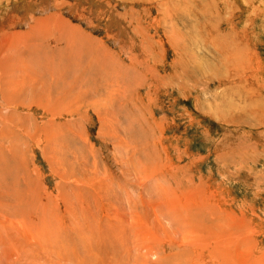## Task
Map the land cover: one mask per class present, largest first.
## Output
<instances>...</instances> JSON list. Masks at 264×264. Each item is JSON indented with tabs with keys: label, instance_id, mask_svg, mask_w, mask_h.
I'll return each instance as SVG.
<instances>
[{
	"label": "rangeland",
	"instance_id": "374dc122",
	"mask_svg": "<svg viewBox=\"0 0 264 264\" xmlns=\"http://www.w3.org/2000/svg\"><path fill=\"white\" fill-rule=\"evenodd\" d=\"M0 264H264V0H0Z\"/></svg>",
	"mask_w": 264,
	"mask_h": 264
},
{
	"label": "bare ground",
	"instance_id": "6f19581e",
	"mask_svg": "<svg viewBox=\"0 0 264 264\" xmlns=\"http://www.w3.org/2000/svg\"><path fill=\"white\" fill-rule=\"evenodd\" d=\"M68 54V53H67ZM50 226V225H49ZM28 228V227H27Z\"/></svg>",
	"mask_w": 264,
	"mask_h": 264
}]
</instances>
